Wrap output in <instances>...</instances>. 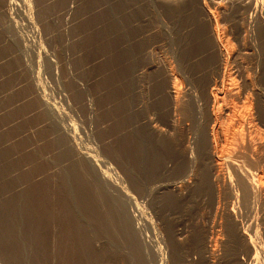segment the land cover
Wrapping results in <instances>:
<instances>
[{
  "label": "rangeland",
  "instance_id": "1",
  "mask_svg": "<svg viewBox=\"0 0 264 264\" xmlns=\"http://www.w3.org/2000/svg\"><path fill=\"white\" fill-rule=\"evenodd\" d=\"M14 1L10 7L0 0V264H238L242 256L241 264H264L262 252L255 261L254 251L240 250L215 226V188L206 174H184L181 139L189 131L151 133L142 119L151 114L165 128L169 82L158 62L172 61V48L191 56L214 31L237 47L231 3L239 0ZM130 49L139 50V67L155 62V72L137 83L144 86L138 95ZM43 94L61 108L59 124ZM65 121L76 125L79 147L91 146L115 167L141 214L134 215L121 187L73 160L60 128Z\"/></svg>",
  "mask_w": 264,
  "mask_h": 264
},
{
  "label": "bare ground",
  "instance_id": "2",
  "mask_svg": "<svg viewBox=\"0 0 264 264\" xmlns=\"http://www.w3.org/2000/svg\"><path fill=\"white\" fill-rule=\"evenodd\" d=\"M8 1V5H10V7L13 5V3H15L14 0ZM243 1H235L233 6V2L231 3V7H233L231 8V14L233 17L232 20H234L233 23L235 22V26L233 28H235L234 33L236 35L235 41L237 43V47L233 45L234 43H232V46H230L231 44L229 45V40H231L230 38L228 39L227 44L223 43L221 40V38L223 39L221 36L222 34L219 37V33L216 31H214V33H210V36H212L211 40L209 38V41H211L210 44L208 45L207 43V47L205 46L206 48L203 50L201 48L197 52L195 51L196 53L193 55L191 54V56H188V54H186V56H181L182 54L180 55L179 53L180 49L172 48L171 46L173 44L170 45V47L173 49V57L176 59V61L172 62L174 59H172L173 57L171 56L172 61L170 62H168L169 59L168 61H161L162 63L158 62V64L160 63V65H162L164 68L163 70L167 77L166 79H168L169 82L166 86V92L169 96V117L167 116L168 120L166 122V119L162 118L164 119L165 128L159 126V121L156 122L158 118L154 119V117H151V114V116L146 114L147 116L145 115V117H142V119H144L143 123H145V126L147 129H149V131L151 130V133H163L166 131L171 135L170 132L178 130L177 128L179 127L189 131L190 135H188L186 139H181L184 140L183 145H185L183 154L187 164H189L185 171L183 169L184 174L187 176L190 174H195L194 177H196L198 173H201V171L206 174L208 180L211 182L212 187L215 188L217 200V203H212L214 205L215 211L213 209L212 210L215 212L214 214H216L214 215L215 218L216 216L219 218L218 220H216L217 218L214 219L215 223H213L218 230H221L222 228L221 232L223 231L226 234V231H228L229 237L231 235V240H233V243L236 242L240 250L243 249V251H245L247 254L254 251L255 253L252 256H254L253 259L256 261L259 256L258 253L262 252V257H264V249L259 244L262 237L261 234H264V0L255 2L252 0H247L246 2ZM22 4L29 7L32 5L31 0H23ZM11 20H13V18H11ZM231 31L233 32V30ZM173 38H171V40H174ZM232 38L234 40V37ZM175 42L172 41L174 44ZM27 46L28 45H26V47ZM186 49H184L185 52L188 50ZM139 50L137 53H135L136 51L133 53V51L130 49L131 54L129 53L131 55L129 63L132 65V67H130V75L134 82H136V85L135 83L133 84L135 85V88L133 86L132 87L134 88V93H137V95L144 87L142 85L143 87L141 88V84H143V82L141 84L137 83H140L146 77L149 71L152 69L154 71L155 63L154 61V63L146 61L147 63L145 62L143 67H139V65L143 62L142 59V62L139 63L140 61L136 56L138 55ZM127 52L129 51L127 50ZM150 55L152 56V54ZM158 56L159 55H157V57ZM128 57L129 56H127V59ZM161 57L162 56H160V58ZM139 59L141 60V58ZM148 59L150 60L151 57ZM244 59H246V61H244ZM128 65L130 66V64ZM174 66H176V69L178 70V75L175 73ZM179 78H181V82L178 81ZM237 78L239 79L237 80ZM69 82L71 81L69 80ZM40 83H36L37 88L44 91V86L41 84L43 86L41 88ZM76 85L78 86V84ZM78 89L76 88V90ZM41 101L42 105L48 109V112L50 111V115L53 114L52 116L53 119L55 118L54 120L57 121L56 123L59 124L60 119H64L65 117H63L64 114L61 108H59V106L56 104L51 103L47 98H45L44 94L41 97ZM142 107L143 106L141 102L137 103L138 110L142 109ZM60 128L62 129V133L66 136V140H68V145L72 149L73 160L80 159L89 162L98 172L97 175H99L101 182L108 185L121 187L123 190V199L126 200V202L128 201L131 203L134 207V215L141 214L142 210L139 202L134 198L135 196H133L129 190H127V187L125 188L126 185H123V181L121 180L118 172H116L115 167L110 165L111 163L108 164L109 162L106 163L105 159H101L100 154L98 156L97 152L93 153V147V149H91V146H89L90 148L86 146L87 148L83 149L82 147L78 146L79 143L77 144L76 139L78 140L80 137L77 136V127L74 122H66V124L61 123ZM60 137L61 136H59V138ZM189 180L190 179H185L184 181L189 183ZM160 187L162 188L163 184L157 185V190ZM259 225L261 226L262 231H260L261 228L259 229ZM221 235L220 237L218 236L220 240L217 239L219 242L222 239H225L221 238ZM219 242L217 243L219 244ZM238 248H233L234 252L235 250L238 251ZM212 250L217 251L215 247L212 248ZM238 253H240V251H238ZM234 256L236 255L234 254ZM233 258L235 259L237 257ZM237 259L235 261H237ZM242 259L245 261L243 256ZM239 260V262H244L243 260L241 261V257ZM239 262L238 264H241ZM252 262L253 260L249 262V264H253ZM255 263L256 262H254V264Z\"/></svg>",
  "mask_w": 264,
  "mask_h": 264
}]
</instances>
